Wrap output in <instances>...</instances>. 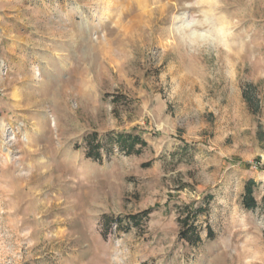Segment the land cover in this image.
Returning <instances> with one entry per match:
<instances>
[{"label": "rangeland", "instance_id": "obj_1", "mask_svg": "<svg viewBox=\"0 0 264 264\" xmlns=\"http://www.w3.org/2000/svg\"><path fill=\"white\" fill-rule=\"evenodd\" d=\"M0 264H264V0H0Z\"/></svg>", "mask_w": 264, "mask_h": 264}, {"label": "trees", "instance_id": "obj_2", "mask_svg": "<svg viewBox=\"0 0 264 264\" xmlns=\"http://www.w3.org/2000/svg\"><path fill=\"white\" fill-rule=\"evenodd\" d=\"M253 90L249 92V89L243 90V97L245 102L248 103L249 108L254 112L259 111V101L257 100V93H253ZM255 99L257 102H254ZM122 137V136H121ZM119 138V144L123 145V137ZM132 138V139H131ZM131 139V140H130ZM129 150L134 148L136 144H141V146H147L148 142L142 138L140 135H130L129 139ZM96 146V147H95ZM99 147V143L93 146L92 151L96 150ZM91 151V152H92ZM140 149H138V152ZM258 183L255 179H249L244 186V204L245 207L248 209H254V207L257 205V198L256 195H254L255 189L257 187ZM212 199V195H208V201ZM204 207H195L191 204H183L181 207L180 215H179V221L181 224V230L180 235L182 238L188 240L192 244H197L202 240L200 231H199V225L197 224V218L199 214L204 212ZM110 215H107V222H112L110 219ZM131 218L137 222V215H131ZM117 223H121L122 220L117 217L115 219ZM208 234L212 233V230L209 229Z\"/></svg>", "mask_w": 264, "mask_h": 264}]
</instances>
